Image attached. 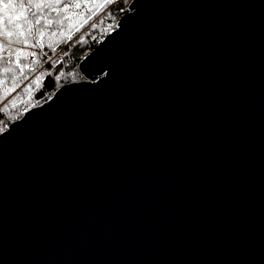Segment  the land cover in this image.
Wrapping results in <instances>:
<instances>
[{
    "label": "water",
    "instance_id": "water-1",
    "mask_svg": "<svg viewBox=\"0 0 264 264\" xmlns=\"http://www.w3.org/2000/svg\"><path fill=\"white\" fill-rule=\"evenodd\" d=\"M0 133V264H264V0H133Z\"/></svg>",
    "mask_w": 264,
    "mask_h": 264
},
{
    "label": "trees",
    "instance_id": "trees-1",
    "mask_svg": "<svg viewBox=\"0 0 264 264\" xmlns=\"http://www.w3.org/2000/svg\"><path fill=\"white\" fill-rule=\"evenodd\" d=\"M132 0H32L42 3L39 9L41 24L35 25L29 8L25 16L32 20V32L28 33L29 25L24 18L14 21L20 24L15 31H24L28 40L25 46L20 37L17 42L8 45L3 35L5 29H13L4 16L2 3H20L28 5L29 0H2L0 3V133L9 124L19 119L25 110L47 101L53 93L63 85L82 80L78 71L79 62L90 53L98 43L116 28L118 20L128 11ZM81 3L82 8L66 5ZM95 10L89 12L84 4ZM103 4V8L96 5ZM15 14H19V10ZM12 15V13H10ZM70 19H65V16ZM48 21H52L51 24ZM43 33V39H40ZM14 39H16L14 37ZM35 45V46H31ZM20 49V67L17 66L16 52ZM9 51L12 52L9 60ZM62 53V54H59ZM21 67L23 71L21 72ZM9 69V71H5Z\"/></svg>",
    "mask_w": 264,
    "mask_h": 264
},
{
    "label": "snow or ice",
    "instance_id": "snow-or-ice-1",
    "mask_svg": "<svg viewBox=\"0 0 264 264\" xmlns=\"http://www.w3.org/2000/svg\"><path fill=\"white\" fill-rule=\"evenodd\" d=\"M107 2V0H106ZM0 3H2V0H0ZM84 7H87L88 11H94L95 9L93 7L88 6L86 3L83 5ZM2 7L4 9V16L7 18L8 23L9 24H13L14 21H18L21 19V17L24 18V22L27 23L29 25L27 31L29 34H31L32 32V20H29L27 16H25V12L29 9V8H34L36 11L32 12V16L35 18L34 19V23L35 25H40L41 24V16L38 14L39 13V9L43 8L44 5L42 3H32V0H29L28 5H26L23 2L20 3H13V2H8V3H2ZM69 7H74L76 9H81L82 8V4L81 3H76L74 5H66L63 9V11L65 13L68 12ZM96 7L99 8H103L104 5H96ZM17 10H19V14H15L17 12ZM10 13H12V15H10ZM65 19H70V17H68L67 15L65 16ZM49 24L52 23V21H48ZM21 27L20 24H13V29H5L3 35L6 37V43L8 45H11L15 42H17V40L20 37H25V32L24 31H15V29H19ZM14 37L16 39H14ZM40 39H43V33H41ZM21 43H23L25 46H29L28 45V40L25 37L22 41H20ZM31 46H35V45H31ZM0 48H3V45H0ZM13 51L16 52V61H17V66L20 67V57L23 55V52L20 49H14ZM12 56V52L9 51V60L11 59ZM5 71H9V69H5ZM23 71V67H21V72Z\"/></svg>",
    "mask_w": 264,
    "mask_h": 264
},
{
    "label": "rangeland",
    "instance_id": "rangeland-1",
    "mask_svg": "<svg viewBox=\"0 0 264 264\" xmlns=\"http://www.w3.org/2000/svg\"><path fill=\"white\" fill-rule=\"evenodd\" d=\"M132 1H133V0H132ZM130 3H131V2H130ZM130 3H129V4H130ZM128 6H129V5H128ZM59 54H62V53H59ZM34 107H35V106H34ZM30 108H33V107H30ZM30 108H29V109H30ZM29 109H28V110H29ZM26 111H27V110H25L24 113H25ZM24 113H23V114H24ZM21 117H22V116H21ZM3 131H4V130H3Z\"/></svg>",
    "mask_w": 264,
    "mask_h": 264
}]
</instances>
